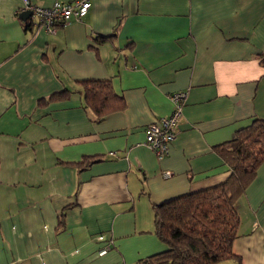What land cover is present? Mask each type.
Segmentation results:
<instances>
[{"label":"crops","instance_id":"1","mask_svg":"<svg viewBox=\"0 0 264 264\" xmlns=\"http://www.w3.org/2000/svg\"><path fill=\"white\" fill-rule=\"evenodd\" d=\"M21 11L0 0V264H140L165 248L152 205L224 181L221 145L264 119V0H91L53 32ZM97 79L123 102L101 119ZM186 89L158 158L145 126ZM236 210L216 264H264V162Z\"/></svg>","mask_w":264,"mask_h":264},{"label":"trees","instance_id":"2","mask_svg":"<svg viewBox=\"0 0 264 264\" xmlns=\"http://www.w3.org/2000/svg\"><path fill=\"white\" fill-rule=\"evenodd\" d=\"M81 92L98 119L123 104L109 80H84ZM221 148L231 170L224 181L152 205L155 234L165 248L140 264H216L234 257L236 203L264 162V119L237 130Z\"/></svg>","mask_w":264,"mask_h":264},{"label":"built area","instance_id":"3","mask_svg":"<svg viewBox=\"0 0 264 264\" xmlns=\"http://www.w3.org/2000/svg\"><path fill=\"white\" fill-rule=\"evenodd\" d=\"M90 4L91 0H53L49 5L41 6L31 0H22V10L30 9L34 24L41 26L48 32H53L58 25L68 23L73 17L80 18L85 15ZM186 96L187 89L173 92L170 97L172 100L170 112L145 126L144 144L158 158L168 153L170 144L176 136V127L182 114ZM161 175L168 177L171 172L165 170L161 172ZM96 238L102 239L103 235L99 234ZM106 248L104 246L100 252H104Z\"/></svg>","mask_w":264,"mask_h":264},{"label":"water","instance_id":"4","mask_svg":"<svg viewBox=\"0 0 264 264\" xmlns=\"http://www.w3.org/2000/svg\"><path fill=\"white\" fill-rule=\"evenodd\" d=\"M19 16L22 18V20H25L27 19L29 16H32V12L30 9H25V10H22L20 13H19Z\"/></svg>","mask_w":264,"mask_h":264}]
</instances>
